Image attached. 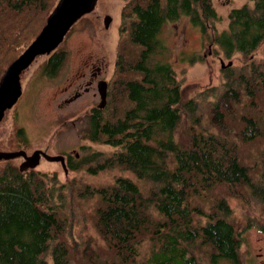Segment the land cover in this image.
I'll use <instances>...</instances> for the list:
<instances>
[{
  "label": "trees",
  "instance_id": "1",
  "mask_svg": "<svg viewBox=\"0 0 264 264\" xmlns=\"http://www.w3.org/2000/svg\"><path fill=\"white\" fill-rule=\"evenodd\" d=\"M249 1L254 5L230 11L229 26L221 31L212 0L126 2L108 104L89 116L87 129L92 141L114 150L108 156L94 151L70 168L80 171L95 162L87 167L91 174L118 168L136 180L121 175L105 186L79 188L75 179L60 184L56 175L23 172L0 160L6 161L0 163V264H48L49 255L54 264H204L203 258L241 264L242 240L227 197H215L208 210L195 199L220 188L246 202L247 191L264 206V57H252L264 44V0ZM57 2L0 0V81L20 54L15 42L22 40L25 49L33 40L26 34L35 36V16L49 17ZM182 16L200 29L203 43L240 60L222 69L219 85L200 87L188 99L161 38L164 26ZM7 47L12 49L6 53ZM65 58L66 51L49 54L43 75H55ZM17 133L27 142L22 128ZM247 146L260 158L257 171L248 166L254 152ZM72 188L98 202V231L113 254L109 259L88 258L92 245L78 253L68 242L62 211ZM146 241L143 258L139 247Z\"/></svg>",
  "mask_w": 264,
  "mask_h": 264
},
{
  "label": "rangeland",
  "instance_id": "2",
  "mask_svg": "<svg viewBox=\"0 0 264 264\" xmlns=\"http://www.w3.org/2000/svg\"><path fill=\"white\" fill-rule=\"evenodd\" d=\"M127 1L129 0H98L96 6L73 25L70 33L57 48L59 51H66V58L55 77L50 78L42 73L43 63L49 54L37 56L23 70L19 79L22 95L11 108L5 111L0 120V152L29 150L32 156L34 155L32 152L37 150L35 148H48L50 156H57L58 151L63 148L69 149L71 152L78 149L81 151L80 158L83 160L89 158L88 156L94 151H102L107 156L112 153L114 149L109 145L96 143L87 135L89 126V114L87 115V113L89 112L88 103L90 100L84 97L75 103L65 104L63 102L69 92H65L64 89L71 81V79L69 81L70 76L72 77L77 73L81 62L90 51L100 53L103 56L109 67L108 78L113 79L118 46L122 38V11ZM212 1L220 18L216 22V28L219 31L228 28L229 14L233 8L243 4L254 5V2L249 0ZM107 14L113 18L109 28L104 26V17ZM47 20L48 17L45 13L37 14L33 20V23H37V25L31 31L35 36L27 33L28 38L34 40L46 25ZM161 38L169 49L168 56H170L179 77L184 79L183 83L186 88L184 98L186 99L199 91L200 87V89H204L208 86L219 85L223 81L222 60L225 64L232 61L235 66L240 63L237 56L232 59L226 58L213 43H203L200 29L193 25L186 16H182L178 21L167 23ZM21 42L22 40H17L14 44L20 54L30 45L23 49L20 46ZM11 49L7 47L6 53ZM132 55L136 56L135 53ZM192 56H198L197 58H201V61L195 58L197 61L191 63ZM252 57L256 60L264 57V44ZM9 65L4 69V73ZM20 128L27 135V142H21L22 139L17 133ZM245 149L254 152L249 146ZM255 156L257 158L256 163L254 162ZM251 158L253 159L251 160ZM251 158L248 166H251L252 171H257L260 158L255 152ZM26 161L27 159L21 156L11 160L18 167ZM5 162L1 161L0 163L4 164ZM95 165V162H92L85 165L80 171H74L66 167L62 161L40 159L33 170L46 173L50 177L56 175L60 184L75 179L79 188L86 187V185L91 188L105 186L111 184L121 175L136 180L130 171L118 168L106 169L97 175L89 173L87 167ZM253 173L257 176L256 172ZM139 182L141 187L148 188L147 182ZM72 189L70 192L67 190V204L65 203V210L62 211L68 221L67 223H69V227L67 230L65 229L68 242L74 245L78 253L92 245L93 250L91 248L88 250L89 256L92 257L86 256V258L94 259L99 256L102 259L108 255L109 259L113 254H110L111 249L102 240L98 231L95 215L98 202L79 197L77 193L79 190L77 188ZM219 189L217 188L211 193H206L201 198L195 199L196 203L204 206V210H208L215 197H227L232 209L231 221L242 240L241 264H264V231L262 229L264 206L247 191L244 195L249 196V200L246 202L245 197L226 195L224 192L220 193ZM149 247L148 241L139 247L142 250V257H148ZM195 251L198 252V249ZM198 254L200 255V253ZM203 263L209 264L205 258H203ZM48 264H54L51 255L48 257Z\"/></svg>",
  "mask_w": 264,
  "mask_h": 264
},
{
  "label": "water",
  "instance_id": "3",
  "mask_svg": "<svg viewBox=\"0 0 264 264\" xmlns=\"http://www.w3.org/2000/svg\"><path fill=\"white\" fill-rule=\"evenodd\" d=\"M98 0H59L55 9L49 15L48 20L42 31L30 43V45L21 53L6 69L0 81V120L2 119L5 111L11 108L21 97L22 88L20 87V75L34 60L41 54H51L55 51L61 42L66 37L67 33L73 25L82 18L85 14L89 13L97 4ZM112 16L107 14L104 17V26L109 28L112 22ZM232 61L225 64L221 61L222 69L231 67ZM102 102L100 107L106 104L107 98V82L103 81L99 87ZM27 158L25 163L20 165V170L24 171L28 168H34L39 158L27 156L25 150L14 152H0V160H12L16 157ZM49 160L57 161L62 160L61 156H49Z\"/></svg>",
  "mask_w": 264,
  "mask_h": 264
},
{
  "label": "flooded vegetation",
  "instance_id": "4",
  "mask_svg": "<svg viewBox=\"0 0 264 264\" xmlns=\"http://www.w3.org/2000/svg\"><path fill=\"white\" fill-rule=\"evenodd\" d=\"M47 61L48 59H46L43 63L42 72L44 70ZM60 69L61 67L58 69L57 73L53 76H48L47 74L46 75L50 78H53L58 74ZM108 70L109 67L105 62L103 56L100 53L90 51V53L81 62L80 67L77 69V73H76L77 75L74 74L72 77L70 76L69 81L70 79L71 81L69 82L68 86H66L64 89L65 92H69V93L68 96L65 97L63 103L65 104L75 103L76 101L83 99L84 97H87L86 99L90 100L88 103L89 112L87 113V115L88 114L89 116L92 115L95 110L96 111L104 110V108L108 104V96H109L110 82H111V79L108 78ZM72 78L74 79L72 80ZM103 81L107 82V98H106V104L103 107H100V103L102 102V96L99 87ZM35 149L37 150H35V152H32V154H36L35 157H38L39 160L40 159L46 160L51 155L48 151V148H44V149L35 148ZM25 151L27 152L28 157L31 156V152L29 150H25ZM56 155L61 156L62 160L65 161L66 167L70 168L72 162H75L78 159H80L81 151L75 149L74 152H71V150L63 148L60 151H58ZM57 161L61 162V160L60 161L57 160ZM31 169L33 168H28L23 172L30 171Z\"/></svg>",
  "mask_w": 264,
  "mask_h": 264
}]
</instances>
